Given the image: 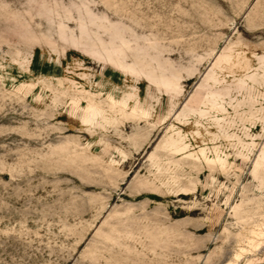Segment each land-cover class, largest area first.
<instances>
[{"label":"rangeland","instance_id":"1","mask_svg":"<svg viewBox=\"0 0 264 264\" xmlns=\"http://www.w3.org/2000/svg\"><path fill=\"white\" fill-rule=\"evenodd\" d=\"M0 264H264V0H0Z\"/></svg>","mask_w":264,"mask_h":264}]
</instances>
